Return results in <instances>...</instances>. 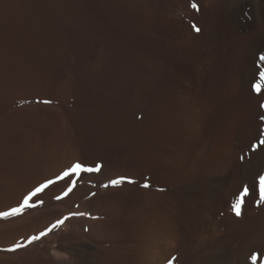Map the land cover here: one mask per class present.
Here are the masks:
<instances>
[{
	"label": "rangeland",
	"instance_id": "rangeland-1",
	"mask_svg": "<svg viewBox=\"0 0 264 264\" xmlns=\"http://www.w3.org/2000/svg\"><path fill=\"white\" fill-rule=\"evenodd\" d=\"M262 54L264 0H0V212L55 181L0 264H264Z\"/></svg>",
	"mask_w": 264,
	"mask_h": 264
},
{
	"label": "snow or ice",
	"instance_id": "snow-or-ice-1",
	"mask_svg": "<svg viewBox=\"0 0 264 264\" xmlns=\"http://www.w3.org/2000/svg\"><path fill=\"white\" fill-rule=\"evenodd\" d=\"M192 7L194 9H196L197 11H199L198 5H196L195 2H193ZM193 28L196 32L200 31V29L198 27H196L195 24H193ZM259 59L262 63H264V54H262ZM260 78H261V82L255 83L253 85V89L257 93H259L261 91V87H262V85H264V70H262L260 72ZM42 102L45 104L51 103L48 100H45ZM261 119H264V117H261ZM260 145H264V139H260L258 144L253 146V150L258 148ZM243 159H244V157L242 156L241 160H243ZM101 167H102V165H100V164H97L95 167H88V166H85L81 163H75L68 170L64 171L63 176L58 177V179L63 178V177H68L70 175H77L78 176L82 172L99 173L101 170ZM258 179H259V199L256 201V203L259 206L260 203L264 202V175H261ZM54 182L55 181H53V180H48L47 182L40 184L39 186L34 188L33 191L29 192L27 196L24 197L22 203L19 206L13 207L8 211L0 212V218L7 219L8 217H15L17 215L23 214L25 209L36 207L37 204L33 201V197H37L39 193H42L50 184H52ZM125 182L132 183L133 181H131V179L127 176H118L116 178L110 179L107 183L102 184V187H104V188L118 187V186L124 184ZM75 184H76L75 180L71 181L72 186L69 187L64 192V196H67L68 193L72 191V187H74ZM144 186L148 187L149 185L145 184ZM248 194H249V189L245 185L243 187L242 191L237 195L235 202L232 204V209L237 216L241 215V208L245 202V197ZM93 195H94V193H93ZM60 198L61 197H57V199H60ZM39 204H43V201L40 200ZM77 214L78 215H86V213H77ZM66 219H68V217H64L63 219L57 220V222L55 224H53L50 228H48L46 232L41 231L38 235H32L30 238H28L27 244H32L34 241L40 240L43 236H46L48 232H51L53 229L58 228L60 225H62ZM26 246L27 245L22 244V243H16L12 248L7 249V251L15 252L18 249L26 247ZM256 258H257L256 255L252 256L253 261H255ZM173 260H175V257H173ZM169 264H172V261H169Z\"/></svg>",
	"mask_w": 264,
	"mask_h": 264
},
{
	"label": "bare ground",
	"instance_id": "bare-ground-1",
	"mask_svg": "<svg viewBox=\"0 0 264 264\" xmlns=\"http://www.w3.org/2000/svg\"><path fill=\"white\" fill-rule=\"evenodd\" d=\"M13 148V147H12ZM4 157V156H3ZM2 157V158H3ZM184 158V157H183ZM1 160V159H0ZM29 160V159H28ZM122 160H124V159H122ZM131 161V160H130ZM172 161V160H171ZM32 162V161H31ZM169 162V161H168ZM150 168H152V167H150ZM185 168V167H184ZM4 172H6V171H4ZM5 175V174H4ZM1 177H3V176H1ZM5 177H6V175H5ZM8 177V176H7ZM107 179V178H106ZM14 182V181H13ZM108 201V200H107ZM115 213V212H114ZM32 214V213H31ZM29 225V224H28ZM54 251H56V250H54ZM63 254V253H62ZM60 256V255H59Z\"/></svg>",
	"mask_w": 264,
	"mask_h": 264
}]
</instances>
